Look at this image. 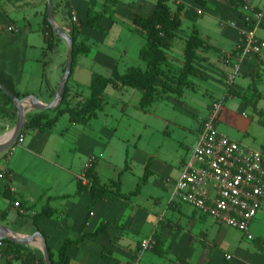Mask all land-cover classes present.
Instances as JSON below:
<instances>
[{"label": "crops", "instance_id": "obj_1", "mask_svg": "<svg viewBox=\"0 0 264 264\" xmlns=\"http://www.w3.org/2000/svg\"><path fill=\"white\" fill-rule=\"evenodd\" d=\"M91 1L52 0L56 23L64 30L69 24L80 27L81 22L87 19L90 10L98 13L103 11L106 0H96V4H92ZM118 1L117 5L110 6V10L105 15L122 13L130 16L133 22L136 13L150 15L156 9L153 0ZM227 1L230 6L224 5L226 14H229L230 7L235 8L236 13L231 14L226 26L220 31L223 41L221 47L215 44V39L208 35L203 36L200 29L196 28L210 45L217 50L232 54L236 51L246 14L252 9L262 7L264 0H243L242 5L237 7L233 6L230 0ZM195 4L199 7H209V13L215 16L212 0H209L206 6ZM198 11L201 12L200 15L205 13L202 10ZM46 16H48L47 0H0V77L15 87L20 98L35 97L41 104L49 105L54 101L64 78L69 47L66 42L62 44L60 36L48 32ZM74 17L77 18V22H74ZM101 26L105 31L102 21ZM10 28H13V31H10ZM80 30L78 41H85L91 47V54L93 48L91 43L99 42L98 38L102 37V31L88 27H81ZM35 32H42L44 40L40 46L42 53L40 55L38 53L34 58L40 66L38 73L37 71L34 73L28 67L27 58L28 49L33 46L31 36ZM259 36L264 40V29L259 31ZM48 38L52 39L53 47L49 46ZM56 49L62 50V55L52 73L51 58H48L46 50ZM211 52L215 51L209 50L204 53L206 60L201 62L199 78H210L208 71L220 70L222 64L233 69L235 55L232 61H224L222 58L213 60L214 56L210 54ZM90 54L83 56L89 57ZM112 64L118 68L117 63L113 61ZM228 72L229 69L220 70L225 78ZM263 73L264 52L241 64L239 74L242 80L232 85L227 80L228 95L233 98L242 97L246 105H252L261 115H264V111L260 108L261 102L264 101V92L260 91V85L264 82ZM94 75L101 74L93 73L92 79ZM254 85L263 96L258 101L255 99ZM69 88L73 106L85 102L91 93L86 96L78 81L71 84L69 81ZM132 89L141 90V101L144 90ZM196 90L197 87L192 91ZM184 95L177 97V100L170 98L168 101H156L148 111L159 102L178 103ZM76 98L82 99V102L80 100L75 102ZM215 102L218 101L210 102L201 120L198 127L199 137ZM39 112L41 111H31L28 116ZM48 112L50 118L55 116V111ZM244 117L247 118L246 115ZM92 120L80 124L72 122L70 118L72 125H90ZM263 121L261 118L260 122ZM16 122V104L7 101L4 95L0 94V139L9 136ZM58 123L47 132L26 131L23 143L16 144L10 151L0 155V175H3L0 177L2 224L24 236L42 233L56 260L65 241L78 240L85 234H94L102 226L101 233L86 238L80 245L68 249L69 264H264V203L251 225L253 239H249L244 233L232 227H230L233 232L231 236L221 235L220 231L224 225L203 215L192 206L174 199L176 183L181 174L175 181L173 192L168 194L164 179L163 182L157 180L156 165L149 156L143 161V169L140 171L127 168L128 150L123 168L112 163L114 153L112 144L117 130L111 134V140L106 142L108 157L114 170L108 174L103 168L101 169L99 162L94 163L100 183L112 190H118L120 187L122 193L129 194L142 183L149 164L153 175L147 182L142 183L141 192L128 200L110 197L94 200L90 190L82 187L80 181V177L86 172L88 166L86 164L93 155L87 153L84 161H81L80 157L77 159L79 154H76V148L67 141L64 132L57 130ZM218 130L231 139L234 136L231 129L218 126ZM99 139L101 140V137ZM16 203L20 206L16 207ZM47 206L55 210L54 215L36 223L35 216ZM149 237H153L156 244L152 249L142 251V241ZM225 243L228 250L221 252L220 247ZM26 247L38 257L43 255L38 248ZM228 256L231 258L228 259ZM0 264H38V261L37 259L17 260L13 254L10 256L0 254Z\"/></svg>", "mask_w": 264, "mask_h": 264}, {"label": "rangeland", "instance_id": "obj_2", "mask_svg": "<svg viewBox=\"0 0 264 264\" xmlns=\"http://www.w3.org/2000/svg\"><path fill=\"white\" fill-rule=\"evenodd\" d=\"M156 2L157 0H153L154 7ZM212 2L215 7V16L209 13V7H199L193 0L170 2L173 11H176L180 5H184L183 26L178 33L179 38L168 51L170 68L173 72H178V69L183 66L185 41L195 29H200L205 37L211 36L215 39V44L221 47L223 41L220 31L223 26H226L231 14L236 13V9L230 7L227 15L224 7L228 4L227 0H212ZM198 10L205 13L200 15L201 12ZM102 23L105 26L102 37L98 38V43H91L93 48L89 57L83 55L77 57L70 78V84L74 81L79 82L86 96L90 93L92 74L110 77L114 67L113 61L118 64L121 74L126 73L130 67L143 69L146 67L140 58V50L146 43V33L134 25L131 17L122 13L114 15L111 13L108 16L105 15ZM61 42L66 44L63 39ZM31 43L33 46L27 52L28 67L34 73L36 71L38 73L40 66L34 58L38 53L39 55L42 53L40 46L44 43L43 33L32 34ZM213 51L215 52L210 53L214 56L213 60L222 58L224 61H229V57L233 58L237 55V47L232 54L216 48ZM46 52L48 58H51L50 66L53 70L55 64L59 62L62 50H46ZM205 52L207 51L201 52V56H204ZM219 68L221 71L223 69L232 71L231 67L223 64ZM220 70H209L210 78H199V76L193 78L197 90H186L184 97L180 98L178 103L159 102L147 112L139 108L141 90L129 88L118 91L109 87L105 94L104 110L99 112L98 117L92 120L90 125H72L69 115L66 114L60 119L57 130L64 132L67 141L76 148L75 152L79 154L77 159L80 157L81 161H84L87 153H91L92 157L100 163L101 169L103 168L108 174L114 169L110 164L106 142L111 140V134L117 130L112 144L114 152L112 163L123 168L128 153L127 168L131 167L135 171H140L143 169V161L149 156L156 165L157 180L163 182L164 179L166 192L171 193L183 165L191 157L198 142V127L211 101L216 100L223 104L217 122L219 128L233 130L232 139L264 153V124L260 122L261 118L264 120V115H261L252 105H246L242 97L233 98L228 95L227 78L222 76ZM240 80H242L241 74L237 75L235 83ZM260 91L264 92V82L260 85ZM80 98H76L75 102L78 100L82 102ZM171 98L177 100L174 94ZM260 108L264 111V101L261 102ZM89 161L90 158L86 166ZM166 197H168L167 194ZM222 228L221 235H232L230 227L224 225ZM220 248L221 252L228 250L227 243L222 244Z\"/></svg>", "mask_w": 264, "mask_h": 264}, {"label": "trees", "instance_id": "obj_3", "mask_svg": "<svg viewBox=\"0 0 264 264\" xmlns=\"http://www.w3.org/2000/svg\"><path fill=\"white\" fill-rule=\"evenodd\" d=\"M172 0H157L156 9L150 15H143L136 13L133 17V22L136 27H139L146 33V43L140 50V58L145 63V69L141 67H131L126 73L121 74L117 68L114 67L112 75L105 77L103 75H94L90 84V96L83 103L75 106L70 101V88L69 81L63 95L61 105L55 110V116L49 117L51 110L35 113L27 117V122L23 130V135L26 131L38 130L47 132L54 128L60 118L69 114L71 121L74 123L84 124L90 120L97 118L100 111L104 110V95L109 87H113L118 91H123L126 88H140L144 90L143 96L140 101V108L148 111L156 101H168L171 95L182 97L186 89L194 90L196 85L193 78L197 77L200 73L201 62L206 60L201 56V52L215 49L210 45L207 40L202 38L198 30L195 31L185 41L184 50V64L178 69V72H173L170 68V59L168 51L171 49L179 38V32L183 26L182 13L184 5H180L176 11H173L170 2ZM195 3L206 6L209 0H193ZM96 4V0L91 1ZM233 6H239L243 0H230ZM118 0H106L104 2L103 11L98 13L90 10L89 15L85 21L81 22V26L77 27L75 24H69L66 28V33L74 40V64L80 55H89L91 47L85 41L79 42L78 35L80 34L81 27H88L104 32V27L101 26V21L104 19L105 14L110 10V6L117 5ZM46 24L48 32L55 35L52 26L46 16ZM50 47H53V41L48 38ZM73 64V66H74ZM72 76V75H71ZM71 78V77H70ZM0 82L20 98L19 93L16 91L12 84L6 83L0 77ZM255 99L260 100L263 96L255 87ZM0 94L4 95L7 101H13L7 97L0 89ZM264 124V121L262 122ZM153 175L151 165L149 164L146 173L142 179V183L147 182L150 176ZM86 176L90 181L86 187L90 190L94 200L102 198H119L128 200L141 192L142 183L138 185L135 191L125 194L121 192L120 187L118 190H112L102 185L98 180V175L95 169V164L86 171ZM81 189V188H80ZM55 210L47 206L42 212L37 214L34 218L35 222H40L45 219L51 218ZM3 215H0V219ZM102 232V226L94 234H85L78 240H67L59 250L58 260L55 259L54 253L48 245L50 256L53 264H69L70 258L67 254L71 246L80 245L86 238H91ZM157 250V248H155ZM161 249V248H160ZM160 253L162 251L160 250ZM0 254L3 256L14 255L17 260L20 259H37L38 264H46L45 258L36 256L24 245L15 244L9 240H0Z\"/></svg>", "mask_w": 264, "mask_h": 264}, {"label": "built area", "instance_id": "obj_4", "mask_svg": "<svg viewBox=\"0 0 264 264\" xmlns=\"http://www.w3.org/2000/svg\"><path fill=\"white\" fill-rule=\"evenodd\" d=\"M74 22L77 18L74 17ZM264 4L244 18L233 69L226 74L230 85L241 71V64L264 52ZM13 31V28L9 29ZM222 102H215L202 127L199 141L176 183L174 199L184 202L221 225L235 228L253 239L251 225L264 203V153L223 135L217 126ZM20 136L18 143L24 142ZM92 157L86 171L93 166ZM3 177V175H0ZM80 181L88 186L86 172ZM20 204L16 203V207ZM23 213V211H21ZM153 237L142 241V251L150 250ZM231 256H228L230 259Z\"/></svg>", "mask_w": 264, "mask_h": 264}, {"label": "water", "instance_id": "obj_5", "mask_svg": "<svg viewBox=\"0 0 264 264\" xmlns=\"http://www.w3.org/2000/svg\"><path fill=\"white\" fill-rule=\"evenodd\" d=\"M48 2V21L52 26L54 32L60 36L65 42L68 44L69 53L68 60L64 78L62 83L60 84L58 91L56 93L54 101L49 105L41 104L37 98L35 97H27V98H19L12 91H10L7 87H5L0 82V89L2 92L9 97L17 106V122L9 136L3 137L0 139V155L7 153L10 151L17 143L20 136L23 133L24 127L27 122L28 114L31 111H47L53 110L55 111L62 103L63 95L65 93L66 86L73 72V64H74V40L66 33L64 29H62L54 19V10L52 0H47ZM0 240H9L15 244L30 246L34 248H38L42 251L43 256L45 258L46 264H53L52 258L50 256L48 243L42 233L37 232L32 236H24L18 234L2 224L0 222Z\"/></svg>", "mask_w": 264, "mask_h": 264}]
</instances>
